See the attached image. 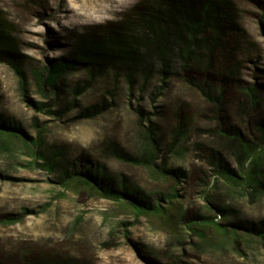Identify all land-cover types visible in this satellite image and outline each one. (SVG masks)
Returning <instances> with one entry per match:
<instances>
[{"label": "rangeland", "instance_id": "374dc122", "mask_svg": "<svg viewBox=\"0 0 264 264\" xmlns=\"http://www.w3.org/2000/svg\"><path fill=\"white\" fill-rule=\"evenodd\" d=\"M0 264H264V0H0Z\"/></svg>", "mask_w": 264, "mask_h": 264}, {"label": "trees", "instance_id": "16d2710c", "mask_svg": "<svg viewBox=\"0 0 264 264\" xmlns=\"http://www.w3.org/2000/svg\"><path fill=\"white\" fill-rule=\"evenodd\" d=\"M204 17H205V19L210 18L209 13H206ZM205 19H203L204 23L202 21V26H203V24L204 25L206 24ZM197 24H199V22H197ZM161 57L164 58V52L163 51L161 52ZM77 68H78L77 61L72 60V59L61 58V59L51 60L46 66L43 67L42 72L40 73V76H39L40 84L43 87V89H45V90L46 89L56 90L60 80L66 74H68L69 72H71L73 70H76ZM189 82L192 85L197 86L206 97L214 98V96L210 94L211 86L206 81L204 82L203 87L196 84L191 79H189ZM245 91L248 94L251 103H257L258 102L259 96H258V90H257L255 84L246 85ZM221 95H222V89L218 90V94L215 97V100L217 101V103L220 102ZM10 133H12V132H10ZM72 177L75 179H85L86 181H88L86 178L87 177L89 178V175L87 173H84L81 171V172H78V173L72 175L71 179H72ZM102 194L106 197L116 199V200H119L123 197V194L121 192H117V191L110 190V189H102ZM142 210H145V209H138V211H142ZM17 220H19V217L17 215L10 214L6 217L5 222L9 223V222L17 221Z\"/></svg>", "mask_w": 264, "mask_h": 264}]
</instances>
